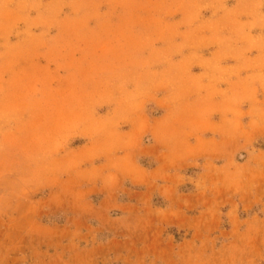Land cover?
Listing matches in <instances>:
<instances>
[{
  "label": "rangeland",
  "instance_id": "rangeland-1",
  "mask_svg": "<svg viewBox=\"0 0 264 264\" xmlns=\"http://www.w3.org/2000/svg\"><path fill=\"white\" fill-rule=\"evenodd\" d=\"M205 1L0 0V264H64L62 257L67 259L65 264H89L86 260L89 252L81 249L110 236L108 233L96 236L94 231L92 239L90 235L77 237L81 241L78 252L74 244L64 250L60 242L73 239V235L57 226L64 223V215L56 211L57 207L55 213L42 219L50 228L36 226L29 236V230L20 227L16 242L14 230L12 234L4 226L20 200L23 202H19L18 209L25 213L29 209L27 198L40 197L41 204L58 206L61 180L74 170L75 166L68 163L74 156H79L85 165L96 154L114 157L130 150L135 151L136 162L149 169L157 165L156 155L147 153L146 157L141 148L149 146L151 150L160 143L157 151H163L169 158L174 155L181 164L202 150L191 147L198 135L207 149L220 150L212 152L215 169L210 166L207 171L213 178H223L220 183H212L218 190L212 191L207 203L216 212L212 211L207 221L211 226L219 223L227 227L230 222L234 226L247 223L250 226L248 231L239 230L241 234L232 231L217 235L218 239L215 235L219 228L214 229V246L198 250L201 259L194 264H250L252 256L259 258L255 264H264V211L261 210L264 197H259L252 210L242 209L234 189L237 174L248 180V186L252 174L263 178L264 135L256 130L248 133L246 129L252 127L248 126L249 115H242L241 127L238 126L243 135L238 136L237 143L234 144L232 129L224 135L231 138L223 148L217 149L210 143L214 141H209V137H223L217 131L218 123L223 110L232 109L234 101L206 102L205 108L201 99L195 101L198 107L193 111L200 110L202 114L198 123L195 120L199 116L182 113L174 121L169 115L171 105L183 103L188 95L193 94L195 99L208 93L222 96L219 91L226 92L227 79L236 76L233 69L236 61L228 55L220 58L219 65H224L221 71L215 67L209 69L203 63L213 47L204 45L202 36L209 29L218 30L213 23L205 26L203 17L210 12ZM209 1L216 6L221 3V0ZM223 3L230 10L228 15L234 16L235 0H223ZM259 7L263 9L264 4ZM243 8L246 9L240 12L243 26L253 31L264 29L260 27L263 20H249L253 19L248 15L249 7ZM181 11L190 17L195 14L194 38L188 33L174 34L176 27L166 22L180 16ZM227 22L223 21V25ZM239 28L232 24L230 30L240 33ZM191 39L194 47L200 46V52L188 76L184 70L169 68L167 61L184 59L183 53L192 48ZM181 41L184 47H179ZM227 91L235 92V89ZM254 92L259 96L264 93L262 88ZM126 93L130 94V100H123ZM242 93L249 95L250 90ZM141 95H146L147 100H139ZM251 105L252 101H242L243 114ZM254 106L257 112L264 109L260 102ZM80 145L81 149L76 150ZM252 152L255 154L251 155ZM250 156L254 169L247 164ZM197 166L185 170L193 179L204 171L200 164ZM193 187L179 191L188 192ZM49 195L52 197L48 202ZM250 198L247 197L248 203ZM154 202L159 205L156 199ZM226 206L234 209L228 215L222 212ZM110 212L116 217L117 211ZM35 215L34 219L42 217L38 212ZM19 220H26V216L22 218L20 214ZM140 222L138 218H129L125 226L118 225L119 233L114 235L129 239L132 244L141 242ZM87 223L89 227L96 226L93 230L97 229V222ZM78 226L84 228L82 224ZM167 231L173 232V228ZM252 234L256 240L244 243ZM28 237H34L35 241L30 242ZM224 238L229 240L223 243ZM134 253L137 254L136 249ZM201 253L209 255H204V259Z\"/></svg>",
  "mask_w": 264,
  "mask_h": 264
},
{
  "label": "crops",
  "instance_id": "crops-1",
  "mask_svg": "<svg viewBox=\"0 0 264 264\" xmlns=\"http://www.w3.org/2000/svg\"><path fill=\"white\" fill-rule=\"evenodd\" d=\"M260 1L262 2L260 3ZM205 2V4L210 6V12L206 13L203 17L205 26L206 24L211 26L213 23V27H217L218 30L211 32L209 29V32L207 31L202 36L203 44L207 47H213V51L205 58L206 60L203 63L209 69L215 67L221 71L224 65H219L220 58L228 55L232 57V60L236 61L233 65L236 76L227 79L226 92L219 91L222 96L208 93V96L196 97L195 99L193 94L188 95L186 98H183V103L171 105L169 115L171 114L174 121L182 113L193 117L199 116L195 120L198 123L202 120V114L200 110L197 113L193 111L197 106L195 101L201 99L204 102V108L207 105L206 102L234 101L233 108L228 110L229 112L226 109L223 110L222 120L218 123L217 131L222 133L223 137H209V141H214L210 143L216 145L217 149H219L223 148L226 141H229L231 138L230 136H224L230 132V129L234 131V144L240 140L238 136L243 135L239 130L241 127L240 122L243 120L242 115H249L247 122L248 126L252 127L246 129L248 133L251 130H256L258 133H262L261 135H264V109L261 112H257L258 110L254 109L256 108L254 104L257 102H260L264 108V93L259 96L254 92L257 88H262L264 92V29L257 31L247 29L243 26L241 22L243 19L240 16L241 10H246L243 8L246 5L249 7L248 15L253 18L249 20L260 18L263 20H261L262 24L260 23V27H264V8L262 7L263 9H261L259 7L260 4H264V0H235L234 16L228 15L230 10H228L227 6L223 7V0H221L222 4L220 3V6H216V3H212L209 0ZM226 20L229 22L223 25V21ZM166 22H172L171 25L176 27V33L174 34L179 35L178 33H180L182 35L188 33V36H193L194 38L196 28L195 14L192 13L190 17L189 14H184L181 11L180 16L172 18L170 21L166 20ZM232 24L240 27V33L230 30ZM226 25L228 26V30H226ZM192 39L189 44L192 48L183 53L186 54L184 59H180L179 61L171 59L167 61L169 68L172 70H184V73L188 76L190 75V70L194 68L196 55L200 52V46L197 44L194 47ZM178 45L179 47H184L185 43L181 41ZM253 63H256V65H253ZM245 68H249L252 71L242 72V69ZM228 88L230 90L234 88L235 92L227 91ZM245 89L250 90L249 95L242 93ZM129 95L128 93L124 94L123 100H130ZM139 100L144 102V100H147V96L141 95ZM243 100L253 102L250 109L245 110L246 114H243V108L240 106ZM204 110L206 111V109ZM255 112L256 114H254ZM230 124L238 127V130L236 128L234 130ZM197 131L200 130L198 129ZM187 142L189 141L187 140ZM202 142L203 139H200L199 135L196 136V140L193 143L194 146L192 145L191 147L195 151L202 150L197 155L193 154V158H185L181 164H178V158H175L174 155L169 158V156H164L163 151H157L160 143L156 144V148L151 150L149 146H143L141 148L142 153L145 156L147 153H155L156 160L158 161L154 168L149 169L140 166L136 162L135 151L132 152L130 150L114 157L105 156L103 158V155L99 157V154H96L93 160L85 165H83V160L76 155L68 162L75 166L74 170L66 176V179L62 178L61 180L62 187L59 190L60 200L58 206H52L47 203V201H50L51 195L48 196L49 198L45 202L48 205L41 204L42 198L40 197V199L27 198L26 202L29 209L25 213L24 211L20 212V208L18 209L19 202H23L20 200L11 211V220L4 223V226L11 229V233L14 230V235L16 236L13 241L16 242L20 227H26L29 230V236L31 235L30 230L36 226L44 229L50 228L49 224H46L44 221L42 223V219L49 214L55 213L53 211L57 207L56 211L64 215V223L57 226L61 231L73 235V239L69 238L64 241L59 239V241H62L60 244L64 247V250L67 249L68 245L74 244L75 249H77L76 252H78V249L81 248L79 247L81 241L77 237L90 235L92 239L94 231H96V236L100 234L105 235V233L110 234L108 238L102 241L101 239L100 241L95 240L91 246L81 249V252H89L86 259L89 261V264H194V262H198L201 259L197 251L202 250L205 246L206 248L207 246H214L217 235H224V233L232 231L241 234L239 230L248 231L250 226V223L243 224L242 226L236 224L234 226L231 222L227 227H222V225H218L219 223L211 226L210 221H207L211 212H216L215 209L211 211L208 204V196H211L212 191L218 190L217 187L212 186V183H220L223 178L216 176L213 178L212 174L207 171L210 166H213V169H215V154L212 152L220 150L207 149V146L202 144ZM78 148L81 149V145L76 147V150ZM253 154L255 153L252 152L251 155ZM252 158L250 156L247 159V164L249 163L252 169H254ZM197 164H200L204 171L198 173L193 179L185 170L198 167ZM262 173L264 175V171ZM246 181L248 180L244 179L242 174H237L235 176L234 189L236 191L237 203L240 207L252 210L257 205L259 197H264V176L259 179L258 176L252 174L249 181L250 186L247 185ZM189 186L195 187L188 192L179 191L180 188H187ZM136 187L140 189H135ZM249 196L252 198H250V203L247 200ZM45 199L46 196L43 197V200ZM155 199L159 205H156ZM263 202L262 211H264ZM194 210L198 211L199 214H195ZM233 210V206H226L222 212H224V215H228ZM110 211H117L116 217ZM37 212L42 217L34 219ZM20 214L22 218L26 216V220H21V222L19 220ZM132 217L142 220L139 223V227L143 228V235L140 238L141 242H135L134 244L129 239H120L114 235L116 232L119 233L118 225L121 223L125 226V221ZM31 218L33 219L31 220ZM149 218L151 219L149 220ZM90 220L95 223L97 222L96 230H93L96 226L89 227L87 222ZM246 220L250 221L251 219L246 218ZM79 224H82L84 228H79ZM244 225L246 229L243 228ZM146 228L149 229L146 230ZM169 228H173V232L167 231ZM218 228L219 232L216 233L214 238L212 232ZM252 229L251 227V231ZM253 236L245 238L243 240L244 243H253L256 240V235ZM29 238L30 242L35 241L34 237ZM219 240L221 239L219 238ZM228 240L229 238L226 240L224 238L222 242L224 243ZM128 249L130 252L127 251ZM135 249L137 254L134 253ZM96 252L100 254L96 255ZM201 255L204 257V255L208 256L209 254L201 253ZM12 259L15 260V258ZM62 261L65 264L64 261H67V259H63L62 257ZM258 261L259 258L253 256L249 259L250 264H255Z\"/></svg>",
  "mask_w": 264,
  "mask_h": 264
}]
</instances>
